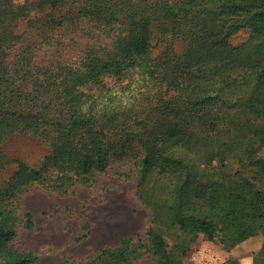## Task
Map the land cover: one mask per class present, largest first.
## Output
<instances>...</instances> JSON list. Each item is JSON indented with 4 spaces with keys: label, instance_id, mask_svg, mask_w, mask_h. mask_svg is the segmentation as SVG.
Wrapping results in <instances>:
<instances>
[{
    "label": "trees",
    "instance_id": "obj_1",
    "mask_svg": "<svg viewBox=\"0 0 264 264\" xmlns=\"http://www.w3.org/2000/svg\"><path fill=\"white\" fill-rule=\"evenodd\" d=\"M24 17L42 32L87 23L96 41H79L74 58L41 65L18 52ZM243 29L250 37L236 46L231 38ZM177 39L187 44L183 52ZM16 133L50 146L43 170L27 175L31 182L69 193L96 182L116 148L137 149L141 192L153 170L180 176L172 225L192 239L222 233L236 247L264 236L262 183L247 173L264 177V0H0V158ZM22 173L0 195V264L38 261L16 245ZM25 217L33 230V214ZM149 241L160 264H180L161 232L151 230ZM144 247L126 239L61 264H134Z\"/></svg>",
    "mask_w": 264,
    "mask_h": 264
},
{
    "label": "rangeland",
    "instance_id": "obj_2",
    "mask_svg": "<svg viewBox=\"0 0 264 264\" xmlns=\"http://www.w3.org/2000/svg\"><path fill=\"white\" fill-rule=\"evenodd\" d=\"M13 1L16 5H23L37 0ZM30 8L29 14L33 18L37 9ZM22 19L17 29L21 36L18 52L34 57L41 65L74 58L84 47L79 41L82 44H87L90 39L96 41L87 30L91 29L87 23H79L80 28L74 31L42 32L28 25L31 18ZM250 33L249 29H243L233 35L231 41L238 46L248 40ZM186 47L183 39L175 41L177 52H183ZM105 80L110 86L115 82L113 77L107 76ZM1 150L0 195L6 192L11 181L19 177V172H23L27 184L17 212L15 210L20 223L16 245L38 256L34 264H61L67 259L82 261L93 258L102 249L117 248L126 239L145 244L134 264H160L152 253L151 230L162 233L168 249L180 256V264H205L202 257L195 258L201 252L209 254L206 264H256L259 260L264 261L260 251L239 256L222 233L214 240H209L203 233L192 239L172 225V206L177 197L174 183L180 182V176L168 169L153 170L148 175L147 189L141 192L138 168L142 156L137 149L116 148L110 155L107 171L100 174L96 182L87 186L76 185L69 193L53 190L49 182H31L27 177L30 171L41 172L45 167L51 154L45 141L16 133L2 143ZM248 170L249 175L258 177V182L262 183L259 187L264 192V177L256 170ZM27 213L33 214V230L25 228ZM159 214L162 217L156 218Z\"/></svg>",
    "mask_w": 264,
    "mask_h": 264
},
{
    "label": "crops",
    "instance_id": "obj_3",
    "mask_svg": "<svg viewBox=\"0 0 264 264\" xmlns=\"http://www.w3.org/2000/svg\"><path fill=\"white\" fill-rule=\"evenodd\" d=\"M263 244L264 236L262 234H258L243 241L237 245L234 250L239 256H243L261 251Z\"/></svg>",
    "mask_w": 264,
    "mask_h": 264
},
{
    "label": "built area",
    "instance_id": "obj_4",
    "mask_svg": "<svg viewBox=\"0 0 264 264\" xmlns=\"http://www.w3.org/2000/svg\"><path fill=\"white\" fill-rule=\"evenodd\" d=\"M202 257L203 259V262L206 264V261H207V259H208V257H209V254L208 253H206V252H201L198 256H196L195 258L196 259H198V257Z\"/></svg>",
    "mask_w": 264,
    "mask_h": 264
}]
</instances>
